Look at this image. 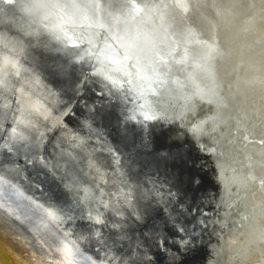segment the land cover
I'll use <instances>...</instances> for the list:
<instances>
[{"label":"bare ground","instance_id":"1","mask_svg":"<svg viewBox=\"0 0 264 264\" xmlns=\"http://www.w3.org/2000/svg\"><path fill=\"white\" fill-rule=\"evenodd\" d=\"M1 1L2 10L4 6ZM95 2L111 4L114 7L90 13L92 20L83 21L75 29L83 39L74 38L70 43L91 52L92 62L100 55L104 61L102 68L117 79L118 83H123L125 90L129 87L127 84L129 78L134 81L132 85L134 89L139 86L144 90L143 100L134 92H130L129 100L125 103L134 109L137 103L147 101L157 115L160 112L166 113L168 120L151 121L158 126L156 128L158 132L165 129L183 132L184 125L193 119L197 122L207 121L205 124L207 134L201 137L204 143L197 145L191 140L188 149L192 163L191 171H197L200 178L199 188L194 193L189 191L196 219L194 220L184 210L183 205L176 203L174 196L172 199H165L164 194L168 193L171 181L167 175L172 177L173 174L167 171L168 165L163 159L158 164L160 168H157L161 180L152 184H158L164 193L149 187L148 180L157 175L148 173L138 178L131 174L130 179L134 187H131L133 190H129L126 188L131 182L129 173L117 168V160L114 159L115 147L102 135H89L86 132L95 131L96 128V121L93 124L91 120L86 119L92 112L86 109L84 111L87 114L80 116L70 113L72 115L68 116L67 121L72 126L68 123L62 125L63 127L58 123L53 124L57 119L55 113L61 110L55 106L57 101H51L55 97L51 98L44 89V75L42 78H39V75L32 77L34 71L30 68L37 65L50 71L48 73H52L53 70L47 69L48 61L35 59L22 61L24 65L27 62L29 65L33 64L31 67L26 66L27 70L32 72L28 71L33 80L31 88L22 94L17 92L14 96L21 97L26 105H31L32 112L41 108L46 109L49 119L46 121L39 117V123L33 127V116L28 111L24 113L18 111L16 104L12 105L13 96L10 90H7L0 91V124L1 115L5 117L7 109L13 108L15 111L11 113L7 127L18 131L12 133L10 138H15L17 141L15 144L18 143L16 148H20L24 155L28 152V146L21 145L30 139V133L37 136L43 133L41 153L47 160V166L39 157L36 163L30 158V162L33 163L31 177L35 178L33 181L35 187L47 185L44 182L48 181L65 190L64 195L67 198L82 201L80 206L77 205V210L74 212L72 210L71 221L68 219V210L71 206L67 204L58 208L45 206L43 220L60 222H55L59 226L57 234L62 237L60 242H66V248L70 249L76 245L80 249L78 253L81 251L83 255L80 258H83L79 260V264L93 262L106 264L103 262L109 258L113 264H126L129 263L127 260L130 252L135 264L137 262L171 264V257L176 253L174 242L178 243L177 233L180 224H185L190 232L194 231L195 237L192 242L193 250L180 253L177 256V264H264V0H95ZM127 3L149 5L165 3L169 7L163 13L145 11L128 16L126 11L120 8V5ZM178 3L185 4L187 11L177 7ZM17 13L16 9L7 13L2 10L1 15L3 14L7 21L10 19L11 24H19L25 34L29 22L19 20ZM114 17H119V22ZM189 30L204 43L194 41L186 43L185 38ZM69 35L72 33L69 32ZM1 37L2 35L0 39ZM128 41L135 45L134 50L140 53L139 65L124 46ZM2 42L1 39L0 43ZM208 43L216 46V51L210 55L209 49L205 46ZM42 54L44 58L49 59L55 57L57 52L45 49ZM59 55L61 59L64 58L63 52H59ZM3 56V52H0V57ZM126 56L129 58L125 59ZM160 57L166 60L165 64H157ZM151 67H158L159 72L166 75V83L160 84L156 81ZM125 73L132 75L127 77ZM138 76H143L144 79L141 80ZM153 92L155 94H152ZM40 95L45 98L47 95L50 105L41 101ZM116 98L124 101L122 95ZM59 101L63 102L62 98L58 99L60 104ZM62 106L61 103L58 107ZM139 111L140 109H137V112ZM181 115L184 117L183 121L175 119ZM96 117H100L99 114ZM36 127L39 128L38 132L35 131ZM71 127L77 128L80 132H75ZM54 129L59 131L55 133ZM89 137L94 143L90 142ZM204 144H211L215 148V154L209 156L203 151ZM68 159L72 161L74 171L68 173L66 188L59 184L58 179L53 180L51 170L55 167L64 175L68 167L64 160ZM138 164L141 165L140 170L143 173L150 167L144 158ZM9 178L0 171V194H3L1 189L6 187ZM139 187L142 188L141 193L146 191L144 194L150 189L154 191L152 195L155 196V200H149L153 203V207L149 205V212L159 209L162 215L165 213V218L157 219L161 222V226L157 225V234L161 237L158 240H153L151 235H144L142 222L150 220L147 215L144 214L143 220L138 221L129 214L130 205H135L138 200L140 205L144 204L146 207V203H143L138 194ZM156 192L159 197H156ZM3 198L4 196L0 195V199ZM168 200H171V203L165 208ZM5 204L0 200V210L4 216L18 220V216L11 211L12 206ZM173 207L183 212V215L173 213L179 221L178 224L167 222ZM79 217L80 220L88 219L92 226L88 228L85 220L75 223ZM97 218L101 223H95ZM105 227L107 229H104ZM2 228L7 229L1 224L0 229ZM124 233L126 236L122 235ZM57 237L59 236L51 238L50 243L56 242ZM112 237L122 238L115 243V251L98 249V246L113 242ZM27 238L25 242L29 243L31 237ZM210 238L212 254L207 250ZM34 240L37 243L40 241L39 238ZM59 246H64V243ZM87 249L92 251L90 255H87Z\"/></svg>","mask_w":264,"mask_h":264},{"label":"water","instance_id":"2","mask_svg":"<svg viewBox=\"0 0 264 264\" xmlns=\"http://www.w3.org/2000/svg\"><path fill=\"white\" fill-rule=\"evenodd\" d=\"M82 1L83 0H81V2ZM13 10L15 11V9ZM16 11H18L16 16L19 20L23 19L25 22H29L28 18L25 17L23 13H21L19 10ZM1 13L2 10L0 9V34L2 35L1 39L3 41L2 43H0V52H3L4 56L8 55V53H12L10 56L18 57L21 61L24 62L35 61V59L38 61H48V66H46L48 67L47 69L51 68L53 72L58 71L59 68L61 67L64 58L61 59L59 53H57L55 57L49 59L44 58L42 51H45V49L43 48V46H37L35 39H33L32 41L33 43L32 47H28L27 45H24L23 41H20V44L18 45L17 37L19 35H23L25 40L29 39L27 31H25V34H23V32L21 31L22 27H20L19 24L13 25L9 23L10 19L9 21H7L6 17H4L3 14L1 15ZM2 29H6V30H2ZM26 30L30 31L31 29L26 28ZM127 43H131V42L128 41ZM59 61L60 64H58ZM27 63L26 65H24L25 68L26 66L28 67L29 65ZM30 69H33L34 71V73H32L30 70H28L29 72L32 73L31 74L32 77L39 75V78H42V75L46 76L53 73L52 71H51L52 73H48L50 71L45 70L42 67L39 68L37 67V65H33V67ZM43 70H45V72ZM46 72L48 74H46ZM89 89L90 90L88 92L84 93L83 99H80L79 96L73 98L68 108L64 107L65 104H68L67 96L62 98L63 102L59 101L60 104L62 103L63 105L62 108L58 107L60 105L58 103V99L56 97L55 99L53 98V100L51 101L53 102L57 101L55 106H57V109L61 110V111L57 110L58 111L57 114L55 113L57 119L55 123L53 122V124L58 123L60 127L62 125L65 126L69 122L67 121L68 116L72 115L70 113L80 116L81 114H87V112L84 111L86 109L88 110V112L91 113L93 106H95V108L100 109L99 112L100 117H96L95 119L96 121L95 131L93 130H88V131L85 130V131L89 135L90 134L91 135L94 134L97 136L102 135L104 139H106L109 143H111L115 147L114 159L117 160L116 163L117 168H119L120 170H124L125 172H128L129 180H131L130 179L131 174H135V177L137 178L138 176L145 175V173L152 175L156 174L157 176L155 177L152 176L151 179L148 180L149 187H152V189L154 190H158V191L161 190L162 193H164V190H162L160 187H158V184H156L157 181L160 182L159 180H161L157 168H160L158 164L161 163L162 159L166 161L165 163H167L168 165L167 171H169L173 175L176 172L177 167H182L185 170V172L198 176L197 171L196 172L191 171L192 163H190L191 158L188 153L190 141L192 140L191 137L185 139L183 132H177L176 130H172V129L171 130L165 129L158 132L156 130L158 126L155 125V122L154 123H152L151 121L146 122L143 120V117L139 115L135 120L126 121L125 116L132 115L133 109L130 108L131 106L129 107L127 103H125V101L118 100L116 97L108 96L107 94H106V98L103 101H101L98 93L96 95V91L94 88L91 87V85H89ZM10 93L11 96H13L11 98V101L13 102L12 105L16 104V96H14L12 91H10ZM15 95H17V93ZM94 95L98 97L96 98ZM39 97L41 101L45 103L48 102L49 104V99L47 98L48 97L47 95L46 98L41 95ZM12 109H10V107L7 109L8 112L5 115V117L3 114L1 115L2 122L0 124L1 127L0 128V162H3L8 158L9 152L11 150V158L14 161L18 160V163H11V164L0 163V171H3L5 176L10 177L9 181H7L6 187L1 189L3 194L0 195L4 196V198L3 200L2 199L0 200L1 202L6 203L5 205L8 204L9 206H12L11 211L13 212V214L18 216V220L17 218L12 220V218L6 215L4 216V213L2 212V210H0V225L2 224V226H6L7 228L5 230L3 228L0 229V264H61V261H63L65 258L63 255V249H64L63 247L64 246L66 247V242H60L62 237L61 235L57 234V230H59V226L56 225V223L58 220L55 221L56 223L54 221H44L42 213L45 206L48 207L53 206L58 208L60 206L65 207L66 204L69 205V207L71 206L74 212L75 210L78 209L76 204V199L74 198L75 199L74 200L72 198H67V196L64 195L65 190H63L61 187L57 185H54L51 182L49 183L48 181L47 183L44 182V184L47 185H42L39 188L35 187L34 184L35 182L33 183L35 178H32L33 175L31 174L30 171L33 163L30 162V158L26 157L23 153L21 152H19L20 154L16 153L15 149L18 146L17 145L18 143L15 144V142H17L15 138L13 137L10 138L12 133L14 132L18 133L17 130L13 131V129L11 130L10 127L9 128L7 127V125L10 123L9 120L11 113L15 111V110L13 111ZM48 119L49 118H47L46 121ZM69 126L72 125L69 124ZM75 127L78 126L75 125ZM73 128L72 130H74L75 132L78 131L77 128L74 129ZM53 131L57 133L59 130L54 129ZM50 132H48L49 135ZM58 134L62 136L60 133ZM66 139L69 140V142L70 141L72 142V140H70L69 138ZM90 139H91L90 142L94 143V140L92 138ZM5 142H8L9 144L6 145ZM145 142H148L147 147H145ZM163 153L166 154L171 153V155L162 156ZM164 156H167V158L165 159ZM142 158H144L147 165L149 164L150 166L148 167L147 172L144 173L142 172V170H140L141 165L138 164V162ZM121 162H123V168L120 167ZM162 169L165 170L164 168ZM26 176L27 178H25ZM172 177H169L167 175L168 179L172 180ZM154 182L156 183L152 184ZM137 183L139 182H136V184ZM152 185H156V186H152ZM127 186L129 187V188L126 187L127 189L133 190V188H131L134 187L132 185V180L130 183H128ZM141 189L142 188L139 187L137 190L140 191ZM145 192L146 191H144V193ZM151 192L152 194L154 193V191L152 190ZM157 192H156V197H159L157 196ZM144 193H141V191L138 192L140 197L141 194ZM164 195H165L164 196L165 199H170V198L172 199V196L170 197L167 192ZM144 202L146 203V207L144 206V204H141L140 207L144 210V214L147 215L150 220L148 222H142V223L144 226L143 227L145 232L144 235L149 236L154 232L155 233L158 232L157 225L161 226V222H159L157 219L158 217H160L161 219L165 218L164 217L165 213L164 215H162L159 209L149 212L150 210L149 205L151 207L153 203L152 202L150 203L149 200L143 199V203ZM80 217L79 219L76 218L75 223L76 222L81 223L82 220H85L84 218L80 220ZM64 218L66 219V216H64ZM85 221H87L86 222L87 227L90 228L92 226V223H90L88 219H86ZM83 222L82 224H85ZM71 226L72 228H74V225ZM74 229L77 230L76 228ZM104 229H107V227H105ZM125 233L122 235L126 236ZM28 235L31 237L29 243L25 242V240L28 239L27 237H29ZM119 235L121 237V234ZM54 236L55 237L59 236V237H57L58 239L56 240V242L54 241L50 243L51 238L54 239L53 238ZM100 236H102V234H100ZM37 238L40 239L38 243L35 242L34 240ZM119 239L118 238L114 239L112 237L111 240L113 242L103 244V246L100 247L98 246V249L105 251L109 249L115 251L116 249L115 243L119 241ZM61 243L62 244L64 243V246L62 247L59 246L61 245ZM74 247L70 249L77 248V246L75 248ZM117 250H118L117 252L119 253V249ZM86 252L87 255H90L92 251L90 252L87 249ZM122 254L124 253L122 252ZM82 255L83 253H81V251L80 253L74 252V254L71 257V259L74 261V264L80 263L79 260L81 261V259L83 258V257L80 258V256ZM106 258L107 257H105V259ZM127 261L129 262V260ZM110 262H112L111 258L106 259L103 263L113 264V262L112 263ZM140 263L141 262H137V264ZM148 264H153V263H148Z\"/></svg>","mask_w":264,"mask_h":264},{"label":"snow or ice","instance_id":"3","mask_svg":"<svg viewBox=\"0 0 264 264\" xmlns=\"http://www.w3.org/2000/svg\"><path fill=\"white\" fill-rule=\"evenodd\" d=\"M3 11L7 13L12 9L19 10L28 18V29L27 34L29 39L25 40L23 35L17 37V44H20V41H23L24 45L28 47L33 46V39H35L37 46H43L49 52L56 51L57 53H64V60L61 64V67L58 71L53 72L50 75L43 77V86L48 95L59 98L65 96L68 97V104H65L64 107L68 108L71 104V100L76 96H79L80 99L84 98V93L88 92L89 85L95 89L98 93L99 98L103 101L106 98V93L108 96L120 97L122 95L124 101L129 100V93L134 92L138 95L139 99H144V90L137 86L135 89L132 87L134 81L129 78L127 84L129 87L125 90L123 83H118L117 79L102 68L104 61L101 59L100 55L96 56L95 62H92V53L87 49L78 47L77 44L70 43L72 39H83V36L76 33L75 29L83 21H91L92 17L90 13H94L96 10L103 11L105 9H111L114 7L111 4H98L95 0H89V2H79V0H2ZM187 11V6L183 3H178L176 5ZM169 7L168 4H137V3H127L120 5V8L124 9L128 16H133L134 14H139L140 12H160L163 13L165 9ZM114 19L119 22V17H114ZM69 32L72 35H69ZM186 43L196 42L204 43L199 40L190 30L186 36ZM91 43V41H88ZM64 47H61V46ZM128 49L129 54L132 58L137 60L138 65L141 63V56L138 51H135V45L128 43L124 44ZM209 49V55L216 51V46L212 43L205 45ZM155 47V45H153ZM158 55V53H156ZM129 56H126L125 59H128ZM182 62V61H178ZM166 63L162 57L157 61V64L163 65ZM31 67V65H29ZM151 71L156 76V81L160 84L166 83V75L159 72L158 67H151ZM139 73V69H138ZM127 77H131V73H125ZM139 79H144L143 76H138ZM33 83L32 77L28 74L27 68L24 67V63L18 57H12L10 55H5L0 57V91L10 90L15 95L17 92L21 94L28 91L31 88ZM71 94V95H69ZM95 94V93H94ZM152 94H155L154 92ZM16 108L21 113L28 111L30 115L34 118L33 127L39 123V117H43L45 120L48 118L46 109L41 108L39 111L32 112L31 105H26L21 97L16 98ZM137 109H140L137 112ZM144 109H148L145 111ZM100 109L93 106L92 113L87 120H91L94 124L96 115H98ZM151 112V114H149ZM142 116L143 120L148 121H160L168 120L169 117L166 113L160 112L159 115L156 114V111L148 104L137 103L136 108L132 110V115H126V121L135 120L137 116ZM175 119L184 120V117L178 116ZM207 121L197 122L195 119L190 121L188 124L184 125L182 129L185 139L191 137V139L197 144H203L201 137L207 134V129L205 124ZM15 131V130H13ZM35 131L38 132L39 128L36 127ZM35 141V143H32ZM43 144V133L39 136L35 133H30V139L25 141V144H22L21 147L25 145L28 146V152L25 153L26 157L32 159L33 163L37 162L39 157L44 161L45 166H47V160L44 158V155L41 153V146ZM148 146V142H145V147ZM203 151H205L209 156L215 154V148L211 144H204ZM16 153L20 152V148L15 149ZM46 153V148H45ZM171 153L167 154L170 156ZM163 156V154H162ZM167 156H164L166 159ZM0 163H18V160L14 161L11 158V150L9 152L8 158ZM64 163L68 165L65 169V174L61 175L57 168L53 167L51 174L53 180L59 181L60 185H63L67 188L65 181L68 179V173L74 171L72 166V161L70 159L64 160ZM120 167L123 168V162H121ZM200 185V178L196 175L185 172L182 167H177L176 172L174 173L172 180L170 181L168 195L174 196L176 203L178 205H183L184 210L187 211L189 215L195 220V214L193 211V204L190 201L189 191L194 193ZM175 189V192L172 190ZM70 191V189H69ZM141 198L145 200H155V196L152 195L151 190L145 195L141 194ZM168 203H171L169 200L165 204L167 208ZM76 204L80 206L82 201L76 199ZM130 215L135 217L136 220H143L144 210L140 207L139 200L135 205H130ZM69 221L72 220V209L69 208ZM183 215V212L178 211L177 208L173 207L172 211L169 213L168 221L173 224H178L179 221L176 220V217L173 215ZM96 224L101 223V220L97 218L95 220ZM179 232H183V235H180ZM178 243L174 242L176 253L171 257V264H177V256L180 253H188L193 250V240L195 237V232H190L185 224L179 225ZM188 239H185V237ZM153 240H158L161 237L157 233L151 234ZM87 239V238H86ZM138 251V249H137ZM79 252L78 248L63 249L64 260L61 261V264H74V261L71 259L72 255ZM132 253H129V264H135V261L131 259ZM95 264V262H93Z\"/></svg>","mask_w":264,"mask_h":264},{"label":"rangeland","instance_id":"4","mask_svg":"<svg viewBox=\"0 0 264 264\" xmlns=\"http://www.w3.org/2000/svg\"><path fill=\"white\" fill-rule=\"evenodd\" d=\"M212 240H211V238L209 239V242L210 243H208V246H207V250L209 251L210 249H211V246H212V242H211ZM210 253H211V250H210ZM212 254V253H211Z\"/></svg>","mask_w":264,"mask_h":264}]
</instances>
